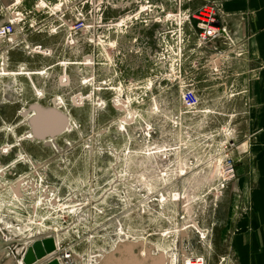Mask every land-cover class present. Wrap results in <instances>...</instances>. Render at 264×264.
<instances>
[{
	"label": "rangeland",
	"instance_id": "1",
	"mask_svg": "<svg viewBox=\"0 0 264 264\" xmlns=\"http://www.w3.org/2000/svg\"><path fill=\"white\" fill-rule=\"evenodd\" d=\"M196 5L0 0V22L17 25L15 43L0 42V67L8 69H0V158L35 165L33 175L24 163L16 168L29 174L18 180L26 186L21 201L14 179L0 176L4 224L20 234L53 231L60 250L73 253L64 264L119 263L117 247L127 242L140 244L132 254L164 251L166 264H198V257L238 264L232 241L249 230L253 172L249 116L240 110L247 93L234 67L208 66L201 26L185 18ZM80 11L88 29L75 36L68 23ZM32 71L39 74L23 75ZM188 91L197 97L193 107L183 100ZM32 104L66 118L55 137L31 138ZM51 115L38 132L50 128ZM29 195L26 214L4 206Z\"/></svg>",
	"mask_w": 264,
	"mask_h": 264
},
{
	"label": "crops",
	"instance_id": "2",
	"mask_svg": "<svg viewBox=\"0 0 264 264\" xmlns=\"http://www.w3.org/2000/svg\"><path fill=\"white\" fill-rule=\"evenodd\" d=\"M208 1L220 4L231 35L246 50L238 57L228 55L222 65L225 69L234 67L235 80L244 83L247 94L241 96L245 106H240V110L249 116L248 130L252 136L249 139L253 170L248 190L249 230L235 235L232 242L238 264H264V0H193L198 4L194 9Z\"/></svg>",
	"mask_w": 264,
	"mask_h": 264
},
{
	"label": "built area",
	"instance_id": "3",
	"mask_svg": "<svg viewBox=\"0 0 264 264\" xmlns=\"http://www.w3.org/2000/svg\"><path fill=\"white\" fill-rule=\"evenodd\" d=\"M185 18L187 21H195L201 26L198 46L202 48H210V50H212V54L207 60L210 69L219 72L222 65L224 64L225 59H227L229 52H236L238 50L236 55L239 56L246 52L245 48L239 46L235 37L231 35L230 29L223 19V12L218 2L208 1L194 10H188V14H186ZM68 28L70 30V34L72 33L75 36L84 34L88 29V21L85 14L80 11L68 23ZM15 40H17L16 20L2 22L0 25V42L10 41L11 43H15ZM223 46H226V48H223ZM91 65L94 66L95 62H93ZM0 69L3 71V73L8 71L7 65L4 64L0 67ZM60 78V82L63 84H66L69 81L66 71H64ZM183 100L184 103L189 107H193L197 104V97L192 91H188L184 95ZM55 239H57V237H55ZM54 253H56L55 256L51 255V253L48 255V257L39 261L38 264H44L54 259H57L59 262H63L64 264V261L70 260L73 255L71 250H60L59 243L57 244V250L54 251ZM44 260H46V262H43ZM198 260V264H204L203 258L198 257Z\"/></svg>",
	"mask_w": 264,
	"mask_h": 264
},
{
	"label": "water",
	"instance_id": "4",
	"mask_svg": "<svg viewBox=\"0 0 264 264\" xmlns=\"http://www.w3.org/2000/svg\"><path fill=\"white\" fill-rule=\"evenodd\" d=\"M2 22L4 21H1L0 25L2 24ZM5 233L9 235H13V236L16 234L15 231L11 230V228L6 229ZM1 234H3V232L0 233V244L8 247L12 254L2 258L1 248H0V264H20L21 260H22V264H38L39 261L48 257L49 254L57 250L56 240H55L53 231L52 232L50 231L48 233L46 232L42 236L41 235L37 236V238H35L33 242L29 246H27L26 249H23V250L21 248L24 243V238L13 237V239L5 240L3 239L4 236ZM121 245L124 248L121 249V247L119 246L117 247L118 250H116V252L121 250L122 251L121 255L123 259L121 258V261L115 264H130L131 261H132V264H157L158 263L156 262L154 258V253L151 248H150L151 253H149V255L151 256L146 257V258H141L139 256L140 252L137 254H132V251L134 250L135 247H140L139 243H128L127 242V243H122ZM11 248H13V250H11ZM125 249H127L128 252L126 253L123 252ZM44 264H61V263L59 262V260L54 259Z\"/></svg>",
	"mask_w": 264,
	"mask_h": 264
},
{
	"label": "bare ground",
	"instance_id": "5",
	"mask_svg": "<svg viewBox=\"0 0 264 264\" xmlns=\"http://www.w3.org/2000/svg\"><path fill=\"white\" fill-rule=\"evenodd\" d=\"M27 75H29V76H31V75H36V74H39V73H37V72H28V73H26ZM40 107H39V105H34L33 107H32V111L33 112H35V116H32L31 117V119L29 120V124L31 125V128L33 129L32 131H31V138H40L41 140H45V139H47V138H49V137H52V136H54L55 137V135L56 134H52V131H57V130H59V129H61V127H58V121L59 120H62L63 119V117L61 116L62 115V113L61 112H58V110L56 111V110H54V111H52V110H50V109H46V108H44V107H42V109H39ZM45 109V110H44ZM52 111V112H51ZM46 113H52V115H51V126L52 127H56V129H52L51 128V126H50V128L49 129H46V132H43V129H42V131H37V127L39 128L41 125H42V122H40V119H41V117L44 115V114H46ZM57 113V114H56ZM46 117H49L48 115H46ZM64 119H66L65 117H64ZM31 122V123H30ZM64 122H65V120H64ZM69 127V126H68ZM42 137V138H41ZM48 140V139H47ZM48 143H50V142H48ZM2 170H1V168H0V176L2 175ZM25 178V177H24ZM22 181V180H21ZM21 181H19L14 187L12 186V191H13V196H14V200H16V199H19L20 201H21V199H22V196H23V194L25 193V191H24V189H26V186L25 185H23L22 186V182ZM29 183V182H28ZM26 194V193H25ZM13 199V198H12ZM7 201V200H6ZM5 201V204H4V206H5V208L7 209V210H9L10 211V213H12V214H14L16 217L17 216H20L21 214H23V213H19V212H17L16 210H11L10 208H11V206H14L15 208H16V203H14V202H6ZM9 201V200H8ZM17 201V200H16ZM1 204H3V203H1ZM0 204V205H1ZM19 205V204H18ZM22 211V210H21ZM20 211V212H21ZM13 222V221H12ZM14 223V222H13ZM12 224V223H11ZM28 228H29V226H27ZM8 228H11V230L12 231H15V235L13 236V235H9V234H6L5 233V230L6 229H8ZM13 228H15V227H12V226H10V225H6V224H4L3 222H2V219H0V233H2L3 232V234H1V235H3L4 237H5V239L6 240H9V239H13V237H19V236H24V237H26V238H24V243H25V246H28V244L29 243H32L33 242V240L35 239V238H37V236H35V234L37 235L38 233H36V232H34L32 229L30 230V231H28V232H26V233H24V234H20L21 233V231H20V233H18L16 230H14ZM21 229V228H20ZM188 229V228H187ZM3 230V231H2ZM58 232V231H57ZM187 232H188V230H187ZM182 233V232H181ZM192 233V232H191ZM26 235H28V236H26ZM39 236L41 235H43V234H38ZM11 237V238H10ZM182 238V237H181ZM4 239V238H3ZM189 239V238H188ZM56 240V243L58 244L59 243V240H58V238L57 239H55ZM183 240V239H182ZM28 241H30V242H28ZM144 243V242H143ZM181 243V242H180ZM155 245V244H154ZM181 245V244H180ZM3 245L2 244H0V248H1V257L3 258V257H5V255L7 254V253H10L11 251L9 250V248L7 249V248H5V249H3V247H2ZM156 246V245H155ZM155 246H153V247H155ZM182 247V246H181ZM156 248V247H155ZM57 249V248H56ZM149 253H151V250L150 249H146V248H144L143 250H142V252H140V254H139V256L141 257V258H146V257H149V256H151V255H149ZM51 255H56V253H52ZM181 257V256H180ZM154 258H155V260H156V262H158L157 264H166V261H167V259H169L168 258V255L164 252V251H160V252H158L157 254H154ZM50 260V259H49ZM43 262H45V261H43ZM65 262V261H64ZM22 263V262H21ZM61 264H63V262H60Z\"/></svg>",
	"mask_w": 264,
	"mask_h": 264
},
{
	"label": "flooded vegetation",
	"instance_id": "6",
	"mask_svg": "<svg viewBox=\"0 0 264 264\" xmlns=\"http://www.w3.org/2000/svg\"><path fill=\"white\" fill-rule=\"evenodd\" d=\"M20 75V74H19ZM23 75H27L26 73H24ZM60 81H61V78H60ZM69 81H70V79H69ZM32 107H33V104L32 105H30V110H27L28 112H31L32 111ZM32 117V116H31ZM31 117H30V119H31ZM30 119H28L27 120V123H28V126H29V120ZM31 123V122H30ZM29 129H30V126H29ZM33 130V129H32ZM0 151H1V148H0ZM9 151V150H8ZM20 163H24L25 165H26V168L28 169V173L29 174H31V175H33L35 172H34V168H35V165H34V163H33V159L32 158H24V159H22V158H0V168L3 170L1 173H5L4 174V176H2V178L1 179H5L4 181H7V180H12V179H14V181H13V186L14 185H16V183L18 182V180L22 177V176H28L29 174L26 172V173H23V174H19V172L20 171H22V170H20V171H18L16 168H18V167H23L22 165H20ZM36 165H38L39 166V163H37ZM23 168H25V167H23ZM45 170H47V168H45ZM29 177V176H28ZM3 182V181H2ZM1 182V183H2ZM23 183V182H22ZM3 189H2V191H3V195L4 194H6L7 195V193L9 192V190L6 188V184L5 183H3ZM22 185H24V183L22 184ZM28 187L29 188H31V192H32V190H33V188L32 187H34L33 186V184H29L28 185ZM46 189H45V191H49V187H45ZM6 189H7V192H5L6 191ZM9 194V193H8ZM32 200H33V198H32V195H29V196H27L26 198H24L23 200H22V202H21V204H19V205H16V208L14 207V206H11V210H16L17 212H19V213H23V214H26V211H27V208L29 207V206H31L32 205ZM44 201H46V200H44V199H42L40 202H44ZM39 202V201H38ZM31 203V204H30ZM32 207V206H31ZM34 208V207H33ZM22 210V211H21ZM21 211V212H20ZM26 236H28V235H26ZM35 236H39L38 234L36 235L35 234ZM24 236H19V238H23ZM24 238H26V237H24ZM28 242H30V241H28ZM31 243H29L28 244V246L30 245ZM57 246V245H56ZM3 247V249H5V248H7L8 249V247H6V246H2ZM26 247L27 246H25V243H23V245H22V250L23 249H26ZM11 250H13V248H11ZM12 253L10 252V253H7L6 255H5V257L6 256H9V255H11ZM49 260V259H48ZM45 262H46V260H44ZM22 262V260L20 261V264H22L21 263Z\"/></svg>",
	"mask_w": 264,
	"mask_h": 264
}]
</instances>
